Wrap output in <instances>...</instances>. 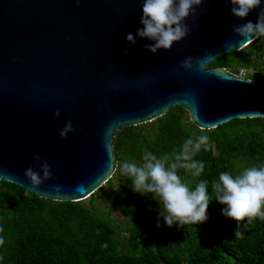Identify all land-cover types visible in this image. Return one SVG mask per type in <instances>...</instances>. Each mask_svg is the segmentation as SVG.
Returning <instances> with one entry per match:
<instances>
[{"label": "water", "instance_id": "water-1", "mask_svg": "<svg viewBox=\"0 0 264 264\" xmlns=\"http://www.w3.org/2000/svg\"><path fill=\"white\" fill-rule=\"evenodd\" d=\"M143 0H0V181L52 202L87 200L113 176V138L177 106L197 129L264 119V86L207 68L247 42L224 0H204L190 32L170 50L136 35ZM264 6V0H262ZM230 45V47H229ZM127 50V52H125ZM193 58V68L180 62ZM204 62L203 70L195 61ZM60 111L57 118L54 113ZM74 131L62 138L67 121ZM47 160L53 179L33 189L25 169ZM42 174V173H41Z\"/></svg>", "mask_w": 264, "mask_h": 264}, {"label": "trees", "instance_id": "trees-1", "mask_svg": "<svg viewBox=\"0 0 264 264\" xmlns=\"http://www.w3.org/2000/svg\"><path fill=\"white\" fill-rule=\"evenodd\" d=\"M263 65L259 38L207 68L234 74L240 67L260 70ZM201 134L209 136L210 144L194 159L205 164L204 171L199 177L184 170L179 174L192 190L206 182L208 219L168 227L159 198L133 191L120 167L124 162L141 164L146 150L170 162L186 139ZM112 144L116 171L86 203L40 199L0 181V236L5 240L0 264H264V219L240 222L242 236L235 237L237 223L222 214L226 205L215 200L212 189L222 172L235 176L249 167H264V119L233 120L201 133L175 106L151 123L120 129ZM117 209L125 214L122 220L110 214Z\"/></svg>", "mask_w": 264, "mask_h": 264}, {"label": "clouds", "instance_id": "clouds-1", "mask_svg": "<svg viewBox=\"0 0 264 264\" xmlns=\"http://www.w3.org/2000/svg\"><path fill=\"white\" fill-rule=\"evenodd\" d=\"M203 2L204 0H143V15L140 20L143 27L137 29L135 36L127 33V42L135 44L136 37L147 38L154 41L152 44L144 45L147 51L155 54L161 49L170 50L174 42H180L189 34L190 29L185 21L190 16L199 15L197 8ZM224 2L231 5V15L240 20H244L251 12L259 9L255 23L248 20L246 23L233 25V32L236 35L247 42L264 36L262 0ZM195 63L202 71L204 62L197 59ZM180 66L185 70H191L193 58L186 57L180 62ZM54 115L59 118L60 111L56 110ZM73 131V124L69 120L59 131V135L67 138ZM199 131L205 132L203 128ZM209 144L210 138L206 134L190 137L183 142L181 151L170 162L157 158L151 151L146 150L141 164L124 162L120 171L122 175L131 179L133 191L141 195L152 194L156 200L159 198V205L163 206L160 216L168 227L174 224L179 226L202 224L208 219L207 210L210 204L206 182L200 181L195 190H192L179 173L180 170H184L187 174L199 177L204 171L205 164L194 158L202 148L208 150ZM33 159L38 162L40 170L29 167L25 169L24 176L33 189H38L45 181L54 177L47 160H42L38 155ZM212 189L215 200L221 205H226L222 209V214L237 223L235 237L242 236L240 222L247 219L248 223H251L257 217L264 219V167H249L235 176L222 172L219 175V182H214ZM159 226L158 222L157 227ZM0 232H3V228H0ZM4 243V238L0 236V246Z\"/></svg>", "mask_w": 264, "mask_h": 264}, {"label": "built area", "instance_id": "built-area-1", "mask_svg": "<svg viewBox=\"0 0 264 264\" xmlns=\"http://www.w3.org/2000/svg\"><path fill=\"white\" fill-rule=\"evenodd\" d=\"M234 75L245 80L257 81L264 86V65L260 68V70H256L251 66L240 67Z\"/></svg>", "mask_w": 264, "mask_h": 264}, {"label": "rangeland", "instance_id": "rangeland-1", "mask_svg": "<svg viewBox=\"0 0 264 264\" xmlns=\"http://www.w3.org/2000/svg\"><path fill=\"white\" fill-rule=\"evenodd\" d=\"M260 42H264V36H262L261 38H260ZM86 201L87 200H85L83 203H86ZM105 210H107V209H105V208H103L102 209V211H105ZM111 216H113V217H115V218H119V219H123V217L125 216V214L123 213V212H121L120 210H114V211H112L111 213ZM125 221H126V219H124ZM124 222V221H123Z\"/></svg>", "mask_w": 264, "mask_h": 264}]
</instances>
